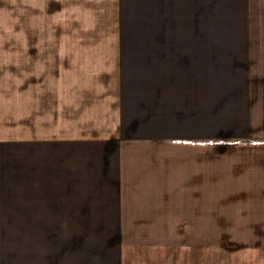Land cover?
<instances>
[{
    "label": "crops",
    "instance_id": "1",
    "mask_svg": "<svg viewBox=\"0 0 264 264\" xmlns=\"http://www.w3.org/2000/svg\"><path fill=\"white\" fill-rule=\"evenodd\" d=\"M258 1L0 0V228L32 244L17 258L264 238V44L211 42L208 5Z\"/></svg>",
    "mask_w": 264,
    "mask_h": 264
},
{
    "label": "rangeland",
    "instance_id": "2",
    "mask_svg": "<svg viewBox=\"0 0 264 264\" xmlns=\"http://www.w3.org/2000/svg\"><path fill=\"white\" fill-rule=\"evenodd\" d=\"M208 5L210 27L215 28L210 35L211 42L234 41V38L245 42L252 37V42L264 44V2H211ZM174 6L172 10L179 15V23L187 27L193 25L190 22L198 15L197 5L180 2ZM0 25L8 26L9 19H4ZM4 39L8 41V36ZM99 229L104 236L107 228ZM25 230V227L0 228V264L19 261L25 264V258L14 255L32 247L25 239ZM128 242L131 264H207L205 255L201 256L208 245V264H264V238H125V244Z\"/></svg>",
    "mask_w": 264,
    "mask_h": 264
}]
</instances>
